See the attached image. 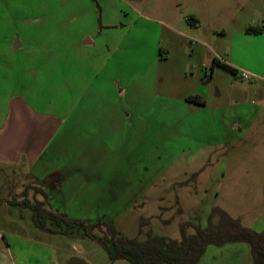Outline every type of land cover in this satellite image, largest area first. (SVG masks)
<instances>
[{"label": "rangeland", "instance_id": "374dc122", "mask_svg": "<svg viewBox=\"0 0 264 264\" xmlns=\"http://www.w3.org/2000/svg\"><path fill=\"white\" fill-rule=\"evenodd\" d=\"M211 1L22 0L26 8L7 10L18 20L7 25L8 34L17 28L40 49L66 51L55 76L64 75L59 69L66 66L73 86L85 85L72 100H81L75 111L86 116L88 136L72 137L71 148L94 150L82 172L74 168L83 181L80 190L69 201L51 204L72 219L102 224L93 230L97 237L180 241L185 223L264 233V0H232L236 6L215 18ZM109 22L115 28H103ZM85 33L94 44L81 41ZM95 59L101 68L91 81L84 65ZM8 60L15 64L14 57ZM39 89L47 100L46 86ZM192 96L205 104L188 101ZM2 171L4 195L23 170ZM34 192L30 200H44ZM10 206L3 201L0 228L5 235L21 233L12 239L22 242L16 247L34 243L25 241L40 238L28 229L34 213ZM60 236L51 244L62 263L79 256L87 264H132L112 261L104 245L82 229ZM37 250L30 246L24 254L43 256ZM14 254L17 261L24 257ZM196 264H264V257L255 258L249 243L232 236L208 245Z\"/></svg>", "mask_w": 264, "mask_h": 264}, {"label": "crops", "instance_id": "0c3cea01", "mask_svg": "<svg viewBox=\"0 0 264 264\" xmlns=\"http://www.w3.org/2000/svg\"><path fill=\"white\" fill-rule=\"evenodd\" d=\"M34 5L30 8H36ZM9 8L26 7L22 4V0H0V186L5 182L2 171L4 168L23 170V173L13 180L10 187L4 189V195L0 193V201H6V197L10 199L15 194L22 195L28 186L39 188L45 183L47 184L45 192L51 201L57 199L69 201L72 195L80 190L79 187L83 182L77 178L79 173H76L74 168L82 172L84 162L90 159L89 152L94 150L90 146L82 145L73 150L71 148L72 137L88 136L82 124L83 119L87 120L86 116L75 111L81 100L80 98L72 100L73 95L81 97L86 88L84 84H81L79 90L77 84L73 86L69 73L66 75V66L59 69L64 75L58 73L55 76V65L60 62L61 53L65 52L63 53L65 56L66 51H48L47 45H44V49H40L35 46L33 36L27 32H20L17 28L8 34L7 25L18 22L8 17ZM102 24L103 28L116 26L115 23L110 22ZM181 34L185 33L181 32ZM89 37L91 36L85 33L81 41L85 42ZM49 40L53 41V39ZM62 40L63 36L60 41ZM64 41L62 42L65 48ZM95 41L96 39H92L89 45L94 44ZM15 45L20 46L16 48ZM9 57H14V65L12 60H8ZM97 60L84 65L87 75L92 77L91 81L101 68ZM47 70L53 72L49 73ZM80 78V81H84L82 76ZM43 84L49 94L47 100H41L39 87ZM77 131L80 133H73ZM74 150L76 158L72 160L71 151ZM2 207L3 204L0 205V216ZM12 207L16 208L19 205ZM53 207L61 211L54 205ZM29 226L28 229L40 238L35 240L21 238L34 243L21 244L19 247L15 244L22 242L14 243L12 239L18 240L17 236L21 233L13 231L5 235L0 228V264H65L58 260L52 251L55 238L61 234L41 230L36 226L34 218ZM30 246L38 249L37 251L41 249L43 256L40 254L25 256ZM14 251L23 254V259L19 258L17 261Z\"/></svg>", "mask_w": 264, "mask_h": 264}, {"label": "trees", "instance_id": "16d2710c", "mask_svg": "<svg viewBox=\"0 0 264 264\" xmlns=\"http://www.w3.org/2000/svg\"><path fill=\"white\" fill-rule=\"evenodd\" d=\"M190 22L197 23L196 18ZM260 29H249V33H261ZM216 61L219 66L238 74L239 71L229 65ZM188 101L198 104H205V100L200 96H192ZM47 184L41 187L28 186L22 195H12L5 203L10 202L11 206H23L31 209L34 215V222L38 228L51 233L70 235L77 229H82L85 234L100 241L112 261L125 259L132 264H196L200 256L210 244H225L229 237H238L249 243L252 247L254 257H264V233L257 232L251 228L238 225L235 228H223L218 231L203 229L192 223H185L180 226L181 240L175 241L166 237H152L145 241L138 239L122 238L120 242L111 241L106 237H97L93 230L102 224L88 225L83 221L72 219L68 214L55 209L51 204V198L45 192ZM34 190V195L39 194L44 200L37 199L35 202L29 199L30 191ZM35 195V196H36ZM3 201H0V205ZM108 231L113 233V227L106 225ZM192 228V233H189Z\"/></svg>", "mask_w": 264, "mask_h": 264}, {"label": "water", "instance_id": "95a60500", "mask_svg": "<svg viewBox=\"0 0 264 264\" xmlns=\"http://www.w3.org/2000/svg\"><path fill=\"white\" fill-rule=\"evenodd\" d=\"M236 4L232 0H212L209 2L208 7L210 11V15L215 18L220 14V12L228 7H234ZM85 44H90L91 40L88 38L84 42ZM20 45H15V47H19ZM66 264H87L82 258L79 256H73L70 258Z\"/></svg>", "mask_w": 264, "mask_h": 264}, {"label": "built area", "instance_id": "2783aa9c", "mask_svg": "<svg viewBox=\"0 0 264 264\" xmlns=\"http://www.w3.org/2000/svg\"><path fill=\"white\" fill-rule=\"evenodd\" d=\"M242 75H243V77H246L248 75V73L243 72Z\"/></svg>", "mask_w": 264, "mask_h": 264}]
</instances>
